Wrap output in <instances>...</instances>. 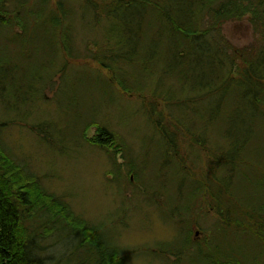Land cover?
<instances>
[{
    "label": "trees",
    "instance_id": "obj_1",
    "mask_svg": "<svg viewBox=\"0 0 264 264\" xmlns=\"http://www.w3.org/2000/svg\"><path fill=\"white\" fill-rule=\"evenodd\" d=\"M136 6L149 7L166 22L169 32L179 36L172 37L173 48L163 53L139 42L140 17L132 12ZM243 19L251 25L254 39L249 45H232L221 27L226 21ZM81 25L95 35V51L80 52L76 31ZM101 29L106 35H98ZM0 40L4 41L0 73L2 65L20 57L40 64L34 72L39 78L49 62L56 67L53 75L61 80L67 75L77 91L74 78L85 66L75 62L90 58L108 70V76H94L112 84L119 95L138 99L153 139L152 148L140 153L96 117L88 118L82 108L70 102L69 110L83 120L76 134L81 141L107 154L109 168L104 173L112 175L107 181L116 184V192H123L124 171L128 183L132 178L141 188L143 201L155 206L161 221L178 224L176 238L159 241L156 251L166 250L177 258L179 249L200 247L207 233L200 224L209 211L213 222L256 246L257 258L252 257L255 263L250 264H264V153L252 145L257 139L264 141V0H0ZM156 60H164L165 65L159 67ZM130 65L146 71L145 76L139 79ZM181 65L184 68L179 70ZM160 71L180 79L181 85L171 79L163 89L154 81ZM74 98H78L75 93ZM162 100L167 109L161 108ZM244 106V113H239ZM238 118L245 125L233 129ZM129 119L119 121L126 124ZM91 127L94 133L87 137ZM4 150L0 143V264H58L55 249L46 245L50 236L75 239L68 250L83 247V264H134L130 254L113 243L116 232L75 212L68 199L47 191L36 173ZM117 153L121 162L116 161ZM256 168L259 172L251 178ZM230 180L242 185L241 203L227 193L224 182ZM252 193L254 198L247 200ZM193 227L205 230L198 240H193ZM241 259L234 253H218L202 264H249Z\"/></svg>",
    "mask_w": 264,
    "mask_h": 264
},
{
    "label": "rangeland",
    "instance_id": "obj_2",
    "mask_svg": "<svg viewBox=\"0 0 264 264\" xmlns=\"http://www.w3.org/2000/svg\"><path fill=\"white\" fill-rule=\"evenodd\" d=\"M132 12L140 17L139 42L147 47L159 48L163 53L173 48L174 45L170 41L172 37L179 36L169 32L166 22L161 21L156 12H150L149 7L139 6L132 7ZM76 32V41L82 54L89 52L90 49L96 50L92 43L96 37L88 33L89 27L81 25ZM221 32L226 40L235 46L249 45L254 39L253 30L247 19L226 21L221 27ZM101 33L102 36L106 35L104 29H101L98 35ZM0 43L4 41L0 40ZM85 44L88 47L84 48ZM118 52L120 53L121 50L119 49ZM156 62L159 67L165 65L164 60H156ZM75 64L85 66L84 70L79 69L81 72L79 71L74 78L77 91L72 90L73 85L67 81V75L63 80L58 75H53L56 73V67L55 64L49 65V62H47V71H39L41 73L39 78L34 76V72L40 66L36 61L22 60L19 57L1 66L0 143L2 148L25 165L26 169L36 173L47 191L64 197L66 202L68 199L75 212L89 222L94 224L102 222L109 231L116 232V241L113 243L123 247L127 256L130 254V260L134 264H202L206 263L205 259L218 253L220 256L234 253L243 258L242 261L255 263L252 257L257 258V249L252 241L223 228L219 222H213L212 218L215 217L209 211L201 220L200 225L207 228V233L200 247H195L191 251L179 249L177 258L172 253H165L166 250L156 251L159 241H172L176 238L178 224L161 221L155 206L143 201L141 188L132 178L131 180L128 178L131 184L128 183L124 171V179L121 188L119 187L123 192L121 194L116 192V184L111 185L113 182L107 181L112 175L104 173L109 168L107 154L97 147L89 146V148L84 141H81L76 134L83 120L69 110L70 102L74 108H82L88 118L96 117L95 119L100 123L121 134L140 153L144 148L148 151L153 145L152 136L149 134L151 128L146 125L149 123H143L142 120L140 102L128 94L119 95V90L112 84L94 76L99 73L108 76V70L99 67L93 59H80ZM190 67L193 68L191 64ZM178 68L182 70L184 66ZM197 68L198 65H195L196 78ZM128 69L137 73L139 79L146 73L140 69L134 70L133 65L128 66ZM187 72L192 74L191 69ZM171 79L179 80L180 85L182 83L180 79L171 77L164 71H160L154 81L165 89ZM130 84L135 85L132 81ZM175 89L179 88L175 87ZM73 93L78 98L73 100ZM160 106L167 109L168 104L162 100ZM245 110L244 106L239 113H244ZM241 117L245 119L243 114ZM120 118L129 119L128 123H121ZM187 118L189 120L190 116ZM244 125L245 120L238 118L232 128L237 129ZM71 127L75 130L72 131ZM93 133V127L85 132L87 137ZM71 135L74 136L70 137ZM252 145L257 151L264 153V141L261 142V138ZM115 158L117 162L122 161L119 153ZM257 172L259 168L251 171L250 177L254 178ZM229 182H224L227 193L229 192L234 200L241 203L244 195L240 188L241 183H237V180ZM243 185H247L245 189L248 192L246 180L243 181ZM180 189L185 191L186 185L181 183ZM253 198V193L247 195V200ZM122 200H124L123 204ZM204 233L203 228L193 227V240L200 239ZM108 241L111 242V235L108 236ZM75 242L76 240L71 237L61 241L50 236L46 245L51 244L52 250L55 249V260L58 264H83L82 260L85 257L83 247L77 248L75 252L68 250ZM177 244L180 247V240Z\"/></svg>",
    "mask_w": 264,
    "mask_h": 264
}]
</instances>
